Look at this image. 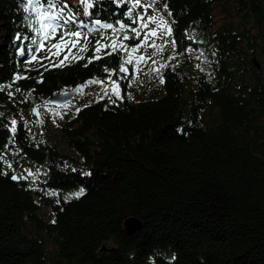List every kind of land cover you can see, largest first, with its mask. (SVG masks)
<instances>
[{
    "label": "trees",
    "instance_id": "1",
    "mask_svg": "<svg viewBox=\"0 0 264 264\" xmlns=\"http://www.w3.org/2000/svg\"><path fill=\"white\" fill-rule=\"evenodd\" d=\"M63 2L90 27L130 23L128 5L116 0H94L91 15L79 0ZM159 3L168 4L183 53L163 57L165 83L155 80L149 96L133 100L126 94L134 78L120 79L124 99L115 104L89 85V98L57 109L43 100L106 80L104 67L118 69L120 54L87 67L28 63L34 46L16 39L34 36L22 0H0V264H264V0ZM102 36L108 29L88 33L84 55ZM29 169L27 181L11 180ZM81 188L82 197L65 199ZM130 217L142 224L134 234L123 225Z\"/></svg>",
    "mask_w": 264,
    "mask_h": 264
},
{
    "label": "snow or ice",
    "instance_id": "2",
    "mask_svg": "<svg viewBox=\"0 0 264 264\" xmlns=\"http://www.w3.org/2000/svg\"><path fill=\"white\" fill-rule=\"evenodd\" d=\"M83 5L85 15H91L90 9L94 8V0H79ZM119 6L128 5L123 15L126 16L130 23H125L118 20L116 25L111 23H102L100 20H95L94 25L98 28L90 27L82 20H78L74 12L68 11L69 5L63 2V0H22L23 11L27 14L25 20L28 26L34 33L33 37H21L17 34L16 39H30L31 45L34 47H28L27 52L30 55L28 63H40L41 67L49 70L50 68L66 66L68 62H79L80 60H86L85 67L94 61L103 59L106 56H112L114 54H120V62L118 69H109L104 67V72L107 74V79L93 78L85 82L84 85L79 86L76 91L83 92L85 87L89 85H100L102 87V94L98 93L100 100L105 97L109 102L115 104L117 100L123 101L121 84L118 82L120 79H127L129 76L136 78V74L143 71L141 65H149V71L158 75L160 84L165 83L163 75H160V71L163 68H167L170 65L168 63H159L155 59L157 55L162 56L167 46L170 44L174 54L170 56L169 60H175L177 55L183 53H176L177 41L173 38L172 23L174 21L169 18L172 16L171 11L168 8V4L163 5V9L155 7L157 0H116ZM142 9V11H137ZM152 10V14L149 15V10ZM167 12V16L163 13ZM134 25V26H133ZM75 26V30L73 28ZM87 29V32L84 31ZM99 29H109L112 32L110 37H101L96 40L92 47V55H84L89 51V39L88 33L98 31ZM57 36L59 39H57ZM188 38L192 39V34H188ZM55 41L54 43H48L49 41ZM136 40L139 43L130 44L126 41ZM194 43L203 41H195ZM148 49H152L149 54ZM143 50V51H142ZM44 51L45 56L39 57L38 52ZM197 49L191 47L185 49V52H196ZM19 52L23 55L24 48H20ZM62 55V58H60ZM215 55V53H213ZM204 56L202 51H199V55L196 56L197 60H200ZM56 58V59H53ZM206 59V58H205ZM43 60H47L48 65L43 64ZM129 66H132L130 71ZM174 68L175 65H172ZM197 68H200V64H197ZM203 71L202 68H200ZM119 74H123L120 76ZM117 76V80H113L112 77ZM27 77L17 75L16 80L25 79ZM38 82H43L42 80ZM131 83H129V87ZM9 87H11L9 85ZM17 92L20 89H16ZM13 93L9 92L11 97ZM67 95V92L64 93ZM115 97V99H113ZM24 102V101H22ZM55 103V102H52ZM57 108H67L68 104H56ZM77 112L80 109H76ZM33 114L38 118L40 116L37 108L33 109ZM54 115L63 118L59 112H55ZM9 131L15 135L17 131V120L12 119L10 121ZM7 147V146H6ZM4 160V153H0V161ZM13 166L9 162L7 168L11 169ZM27 175L13 174L11 179L13 181H27L29 177H33L34 173L29 169L26 170ZM7 175V172L0 173ZM84 175H91V173H84ZM35 183V180L31 181ZM85 194L83 188L77 192L65 197L66 200L72 198H80ZM52 195H56L52 193ZM52 224L56 223L55 215L51 220ZM175 260V256L172 257Z\"/></svg>",
    "mask_w": 264,
    "mask_h": 264
},
{
    "label": "rangeland",
    "instance_id": "3",
    "mask_svg": "<svg viewBox=\"0 0 264 264\" xmlns=\"http://www.w3.org/2000/svg\"><path fill=\"white\" fill-rule=\"evenodd\" d=\"M156 3L157 4H155V7L158 8V9H161L162 5L159 3V0H157ZM137 10L138 11H142V9H137ZM151 14H152V10L150 9L149 10V15H151ZM163 14L165 16H167V12H164ZM108 34L112 35V32L109 29H108ZM126 43H130V42L127 41ZM136 43H139V41L132 40L131 44H136ZM151 52H152V49H148V53L150 54ZM171 53H172V47L169 44L167 46V48L165 49L163 55L162 56L157 55L155 57V59L157 61H159V63H163V57L164 56L169 57L171 55ZM37 55L39 57H43V56L46 55V53L44 51H40V52L37 53ZM150 64H151V62H149V65H141V68L143 69V71H140V72H138L136 74V78H134V80H133L134 84H132L127 90V94H126L127 97H129V98H131L133 100H138V99H142V98L150 95L152 87L156 86V81L155 80H158V75L156 73H153V72L149 71ZM147 80H150L151 82L153 81V84L150 85V84L146 83ZM90 94L91 93H90L89 89L87 88L85 93H84V95H82L79 100L81 101V100H85L86 98H89ZM77 100H74L73 102H75ZM41 115L45 116L44 113L43 114L41 113ZM26 129L28 131H30V135L31 136L38 135L37 125L36 124L33 125L30 120L28 121V126L26 125Z\"/></svg>",
    "mask_w": 264,
    "mask_h": 264
},
{
    "label": "water",
    "instance_id": "4",
    "mask_svg": "<svg viewBox=\"0 0 264 264\" xmlns=\"http://www.w3.org/2000/svg\"><path fill=\"white\" fill-rule=\"evenodd\" d=\"M252 62L257 69H259L261 67L260 62L256 57L252 58ZM81 85H84V83L77 84V85L71 87L70 89H67L64 91H57V92H54V93L48 95L43 100L42 106L57 108L56 104H70V103H72L75 98L79 99L82 95H84L87 87L84 88L83 92L76 91V89ZM65 92H67V95H64ZM52 102H55V103H52ZM34 108H37V110L39 111L38 107H33V109ZM33 109H32V111H33ZM57 109H59V108H57ZM39 113H40V111H39ZM35 117L37 119L40 118V116L38 118L36 115H35ZM5 145L9 148V152L11 154H13L15 152V143L12 142V139L10 137H7L5 139ZM123 225H124L125 231L129 234H134L135 232L139 231L141 226H142L141 221L135 217L127 218L124 221ZM102 250H104V249H102Z\"/></svg>",
    "mask_w": 264,
    "mask_h": 264
}]
</instances>
